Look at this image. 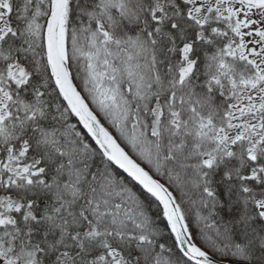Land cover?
I'll return each instance as SVG.
<instances>
[{"label": "snow or ice", "instance_id": "6c2138e0", "mask_svg": "<svg viewBox=\"0 0 264 264\" xmlns=\"http://www.w3.org/2000/svg\"><path fill=\"white\" fill-rule=\"evenodd\" d=\"M0 264H264V0H0Z\"/></svg>", "mask_w": 264, "mask_h": 264}]
</instances>
